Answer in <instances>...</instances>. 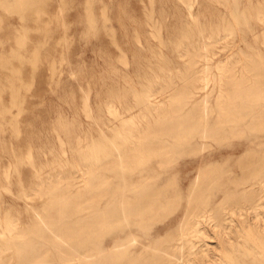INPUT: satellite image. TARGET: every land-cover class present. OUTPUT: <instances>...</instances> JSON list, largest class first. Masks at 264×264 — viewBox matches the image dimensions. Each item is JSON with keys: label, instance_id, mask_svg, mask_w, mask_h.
<instances>
[{"label": "rangeland", "instance_id": "obj_1", "mask_svg": "<svg viewBox=\"0 0 264 264\" xmlns=\"http://www.w3.org/2000/svg\"><path fill=\"white\" fill-rule=\"evenodd\" d=\"M258 13L264 15V0H0V262L16 264L33 243L54 264H89L60 259L44 231L31 224L36 210L47 213L52 188L76 191L88 183L77 205L81 211L93 208L91 200L100 204L119 194L131 175L184 190L204 165L203 180L212 173H222L230 186L235 179H253L248 173L256 157L264 156V127L251 122V96L245 92L264 71V19ZM205 40L211 41L208 47L195 51ZM220 60L232 64L239 82L222 85L230 111L218 122ZM207 64L214 78L200 89L194 76ZM170 77L174 82L150 99L168 113L180 105L188 141L170 146V157L151 156L128 173L107 160L126 143L124 118L132 115L148 126L147 137L177 139L174 131L155 128L164 113H156L146 94ZM211 88L207 101H195ZM159 212L142 227L107 226L86 239V248L104 245L129 226L163 232L181 214L179 205ZM262 218L264 204L256 216L235 219L228 234L208 238L211 255L197 254L193 264H264ZM9 219L17 221L19 231L5 228Z\"/></svg>", "mask_w": 264, "mask_h": 264}, {"label": "bare ground", "instance_id": "obj_2", "mask_svg": "<svg viewBox=\"0 0 264 264\" xmlns=\"http://www.w3.org/2000/svg\"><path fill=\"white\" fill-rule=\"evenodd\" d=\"M257 16L264 19L262 14L258 13ZM210 42L207 40L200 42L195 51L198 52L200 49L207 48ZM216 66L220 69V73L217 76L218 89L215 94V102L218 104L219 110L217 121L219 122L230 111L225 104L230 95L227 96L224 93L222 85L224 83H237L239 79L234 78L235 73L233 72L232 64L220 60ZM210 68L208 64L202 65L199 68L201 74L194 76L201 81L200 89H205L209 80L214 78ZM243 77L245 78V76ZM173 82V78L170 77L168 80L160 82L159 86L152 88L146 94L150 104L156 109V113H164L157 121L155 128H158L157 130L160 132L166 133L174 131L177 139L170 142L163 136L147 137L145 131L149 127L143 125L131 115L124 118L128 126L127 134L125 135L126 143H124L122 149L114 152V158H107L108 161L112 159L115 164H119L123 170L130 173L134 168L133 165L139 164L141 160L151 156H159L157 161L164 160L170 157V146L178 147V145L188 141V132L185 133L183 131L185 122L188 119L182 114L180 105L178 107L176 105L172 113H168L167 108H157V103L151 102L152 99H150L151 95ZM212 89L199 94L195 101L202 103L207 101ZM245 95L249 98L251 96V102H248V104L252 105L253 111L251 122L256 124V126L264 127V71L257 72L251 92H245ZM241 96L240 98H242ZM160 102L163 103L164 100ZM205 112L207 111L205 110ZM250 120L247 121L250 123ZM218 127L220 128L219 125ZM218 127L214 131V135L219 137L220 130H218ZM208 130V128L206 131L203 130V134L207 135L209 133ZM199 144L197 146H201ZM190 147L191 149L194 148L193 146ZM254 164L253 173H248L249 176H253L251 177L253 179H235L234 186L226 184V180L222 179V173H212L209 176L207 175L206 180H203V174L207 172L205 165L197 170L194 177L186 184L185 190L181 187L168 189L165 185L158 182L143 181L146 178L145 175L139 176L143 179L141 181L134 180L135 176L131 175L127 187L119 194L114 195L113 193L105 202L100 204L97 200H91L88 204L90 203L89 205H92L93 208L81 211L78 209H82V207L77 205L81 204L82 197L87 194L88 183L79 186L76 191L52 188L50 192L53 196L45 205L47 213L42 214L36 210L31 224L44 231L48 242L53 245L58 257L63 260L74 259L78 263L89 264H122L120 259L125 257L123 264H185L186 262L193 264L197 254L208 257L211 255L212 247L209 245L210 239L208 238L213 236L217 238L228 234L231 224L241 216L250 215L252 217L259 213L260 206L264 204V201H261L262 197H264V156H257ZM101 166L105 165L102 164ZM88 167L83 170L85 174L89 172ZM99 176L106 177L108 175L99 174ZM147 176H150V174ZM58 178L61 177L59 176ZM93 180L96 181V178ZM68 192L72 194L67 195ZM167 205H179L181 211L179 219L172 226L173 228L163 232L155 231V229L154 231L142 233L138 232L136 228L129 226L125 233L120 235L118 232L104 240V245L97 248H86V239H94L107 226H114L123 222L124 224L142 227L148 223L149 219L159 218V211ZM68 210H73V212L66 213L65 211ZM5 228L8 230L13 228L20 230L15 219L7 220ZM211 231L212 234L210 233ZM0 232L3 233L4 230L1 229ZM135 241L141 243L133 250L129 246ZM27 248H29V253L24 255L19 253L22 258L21 260L17 259L16 264H54L51 262L50 255L46 254L44 249L41 250L38 245L30 243ZM46 248L48 249V247ZM80 249L91 251L76 252L74 256L71 255L74 250ZM114 259L119 260L114 262ZM256 262L255 260L254 264ZM250 263L253 264V262ZM0 264L3 263L0 262Z\"/></svg>", "mask_w": 264, "mask_h": 264}]
</instances>
